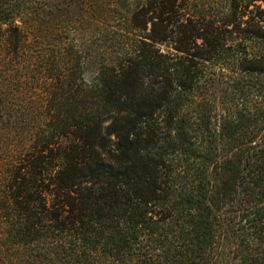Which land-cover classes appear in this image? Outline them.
<instances>
[{"label":"trees","instance_id":"trees-1","mask_svg":"<svg viewBox=\"0 0 264 264\" xmlns=\"http://www.w3.org/2000/svg\"><path fill=\"white\" fill-rule=\"evenodd\" d=\"M219 5L0 0V264H264V0Z\"/></svg>","mask_w":264,"mask_h":264},{"label":"rangeland","instance_id":"rangeland-1","mask_svg":"<svg viewBox=\"0 0 264 264\" xmlns=\"http://www.w3.org/2000/svg\"><path fill=\"white\" fill-rule=\"evenodd\" d=\"M196 2H197V5H203V3H206V4H208L209 6V9H207L208 10V14H212V13H214V12H216V11H218L219 9H221V7H220V5H219V3H220V1L221 0H195ZM200 8V7H199ZM84 33L83 32H81V35L79 36H77V41H78V43H83V46H85V40H86V37H84V36H82ZM86 43H88V42H86Z\"/></svg>","mask_w":264,"mask_h":264}]
</instances>
